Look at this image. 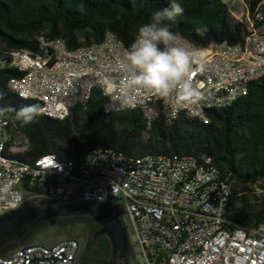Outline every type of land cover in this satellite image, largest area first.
<instances>
[{"label": "built area", "instance_id": "1", "mask_svg": "<svg viewBox=\"0 0 264 264\" xmlns=\"http://www.w3.org/2000/svg\"><path fill=\"white\" fill-rule=\"evenodd\" d=\"M239 21L247 28L242 42L198 46L203 66L193 71L192 79L204 99L179 110L182 117L208 124V111L231 106L247 96L252 83L264 78V30L256 27L264 22V14L260 8L252 16L247 11L245 21ZM128 46L111 33L105 48L87 45L70 50L45 38L39 51H29L28 56H18V49H0V70L17 69L19 77L28 76L26 86L18 85L19 77L8 79L6 85L13 95L37 94L40 115L50 111L57 119L71 116L77 105L83 109L94 88L107 90L110 114L125 113L131 101L126 90L116 85V78H123L120 64ZM201 72L212 73V81L201 80ZM174 104L166 98L164 104H151V96L135 98L147 131L158 120L166 124V117L176 111ZM8 128L6 118H0V152ZM150 161V169L133 172L125 153L96 148L79 165L67 167L55 166L46 155L30 171L0 163V215L24 203L25 181L40 186L50 183L51 198L62 205L98 199V203L121 207L135 247L147 264H264V227L238 224L228 217L233 184L211 157L178 153V158H169V153H161L159 160ZM88 178H95V185H88ZM78 249L79 242L69 238L47 246L32 244L0 257V264H74Z\"/></svg>", "mask_w": 264, "mask_h": 264}, {"label": "trees", "instance_id": "2", "mask_svg": "<svg viewBox=\"0 0 264 264\" xmlns=\"http://www.w3.org/2000/svg\"><path fill=\"white\" fill-rule=\"evenodd\" d=\"M252 16L264 0H245ZM172 0H0V48L38 52V37L63 39L70 50L101 43L108 33L130 45L137 28L147 22L152 12L170 7ZM184 8L177 17L173 31H178L197 46L231 44L243 41L246 25L234 19L228 4L222 0H175ZM264 22L256 24L260 27ZM198 27H206L198 34ZM16 70H0V112L13 122L16 136H23L27 150L13 154L22 162L33 163L40 157L55 153L61 159L77 163L93 149L113 147L127 155L147 153H188L211 157L214 164L233 184V200L228 217L238 224L264 227V203L260 209L239 208L238 195L252 189L264 191V78L250 85L247 96L219 110H210L208 124L180 117L166 124L158 120L151 130L139 112L105 115L106 99L95 90L83 109L77 105L63 121L39 115L24 123L17 112L25 105H39L10 95L6 82L19 77ZM174 123V124H168ZM146 133L149 137H146ZM11 145V146H12ZM238 187V188H237ZM26 196L51 198L54 188L31 185L25 181ZM258 199H260L258 197ZM75 220H52L46 225L60 234L72 232ZM31 233L25 245L38 243ZM77 240L78 237H71ZM70 239V238H69ZM53 244V241L52 243ZM50 244V245H51ZM14 248L8 255H10Z\"/></svg>", "mask_w": 264, "mask_h": 264}, {"label": "clouds", "instance_id": "3", "mask_svg": "<svg viewBox=\"0 0 264 264\" xmlns=\"http://www.w3.org/2000/svg\"><path fill=\"white\" fill-rule=\"evenodd\" d=\"M184 8L172 0L170 7L152 12L147 22L136 30L131 44L124 48L120 71L126 99L135 107V98L158 96L175 101L176 111L200 103L204 94L192 79L193 71L202 68L198 50L178 31H173ZM203 34L206 27H198ZM36 105L22 106L17 118L33 122L40 115Z\"/></svg>", "mask_w": 264, "mask_h": 264}, {"label": "flooded vegetation", "instance_id": "4", "mask_svg": "<svg viewBox=\"0 0 264 264\" xmlns=\"http://www.w3.org/2000/svg\"><path fill=\"white\" fill-rule=\"evenodd\" d=\"M54 200V199H53ZM48 198L42 195L27 197L24 203L18 208V211L28 213L30 211L53 210L49 207ZM102 213L111 219H115L122 227L124 233V260L120 264H133L134 255L133 246L130 241L131 231L128 218L124 210L114 203H103ZM13 213L6 212L0 215V222L8 220ZM58 217H34L20 224L14 231L8 233L0 240V256H8L14 249L25 245V240L31 233H36L38 237L50 230L46 224ZM68 219L75 220L72 232L68 234L71 237H78L79 249L74 264H110L114 258L117 241L115 237V227L109 222L93 215L76 216L72 218L59 219L66 222ZM39 245L47 246L52 242L40 239Z\"/></svg>", "mask_w": 264, "mask_h": 264}, {"label": "bare ground", "instance_id": "5", "mask_svg": "<svg viewBox=\"0 0 264 264\" xmlns=\"http://www.w3.org/2000/svg\"><path fill=\"white\" fill-rule=\"evenodd\" d=\"M111 35L117 39L118 42H122L120 41V39L115 35L112 34ZM45 38H47L45 35H40L37 39H38V43H39V48H40V42L42 40H44ZM109 39V33L105 36L104 40L101 43L98 44H92L90 45L91 48H105V40ZM187 40V39H186ZM189 41V40H187ZM196 49L198 48L197 45H195L194 43H192L191 41H189ZM54 44H61L62 46L68 48L66 42L63 39H54ZM29 52L28 51H24V50H18V56H28ZM11 70H16L17 69H11ZM123 78H116V85H118V87H122L121 86V82H122ZM201 80L203 81H212V73L210 72H201ZM28 84V76H20L18 78V85L19 86H26ZM95 90H99L101 95L103 96V98L106 99V104L104 106V112L105 115H112L109 113L110 110V101L107 100L108 99V92L106 89H101V88H94ZM6 91L10 94L13 95L12 90H9V85H6ZM19 98H21L22 100L25 101H31V102H36L39 105V111L40 113H42V106L41 105V98H39V96L35 93H23V95H15ZM91 99V96H89L87 98L86 103H84L83 105H86L87 102ZM165 103V98H161L158 96H151V104H164ZM228 106H221V108L219 109H223L226 108ZM127 112H139L140 113V109L139 106H135L129 107V111ZM124 112H114V114H121ZM43 116L49 117L51 119H55V120H66L68 119L70 116H66L63 119H57V115L53 114V112L50 111H43ZM182 116V111H174V115L168 116L169 119L171 120H176L178 118H180ZM0 118H6V124H8L9 128L7 131V139L3 140V145H1V152H0V163L2 166H8V167H14L17 170H21V171H30L33 170V165L36 164L38 161H44L45 160V155L40 157L37 160H34L33 163L28 162H22L17 160L16 158H14L13 154L9 153V149L11 148L12 143L15 140V134L13 131V122L10 118H8L7 116L3 115L0 112ZM187 119H193V120H199V118H187ZM99 148H105V149H113V147H99ZM47 158H52L54 165L55 166H60V167H67V165H79V163L70 160V159H61L58 157L57 154L55 153H50L46 155ZM125 157L127 158L128 161H130V169L133 172H144L147 169L151 168V161L150 160H159V158L161 157V153H147L141 156H135V155H127L125 154ZM169 158H178V153H169ZM88 185H95V178H88ZM90 203H98V199H90Z\"/></svg>", "mask_w": 264, "mask_h": 264}, {"label": "water", "instance_id": "6", "mask_svg": "<svg viewBox=\"0 0 264 264\" xmlns=\"http://www.w3.org/2000/svg\"><path fill=\"white\" fill-rule=\"evenodd\" d=\"M48 201H50L49 207L51 206L53 210H46L44 213H42V211H30L28 213H23L18 211V209L9 211L13 213L12 216L8 220L0 222V240L8 233L14 231L24 221L34 217H58L59 219H66L76 216L93 215L109 222L115 227L117 248L114 258L111 260L110 264H120V262L124 260V233L122 231V227L118 221L108 218L102 213L101 206L103 203L83 202L72 205H62L52 198H48Z\"/></svg>", "mask_w": 264, "mask_h": 264}, {"label": "rangeland", "instance_id": "7", "mask_svg": "<svg viewBox=\"0 0 264 264\" xmlns=\"http://www.w3.org/2000/svg\"><path fill=\"white\" fill-rule=\"evenodd\" d=\"M229 6L232 10L233 13L232 17L236 20L239 21V19H242L243 21H245L246 19V13L248 11L247 9V3L245 0H231L229 3ZM261 11L264 14V3L261 6ZM262 30H264V23L259 27ZM2 49V48H0ZM55 120V119H54ZM145 127H146V121L144 122ZM168 124H174V123H168ZM152 129V128H151ZM150 129V130H151ZM14 130V127H13ZM146 137H149V134L146 133L145 134ZM16 138V136H15ZM23 136H17V141L16 143L20 142V140H23ZM16 149L14 150V154H19V153H23L24 151L27 150V145L25 143H23L22 145H16L15 146ZM238 188V187H237ZM26 197H31V196H26ZM258 197L260 199H258ZM238 202L237 205L239 208H244V207H253L255 209H260L262 204L264 203V191L262 190H258V189H252L247 191L246 193L243 194H239L238 195ZM74 227V224L70 225ZM60 230H58L57 228H50V230L47 233H44L42 235H40V239L45 240V241H50L53 243L65 239L67 238L66 234L64 235H57L60 234ZM130 241L131 244L133 246V250H134V255L132 256V262L133 264H147L146 260L141 256L140 254V250L138 247H135V237L133 235L130 236Z\"/></svg>", "mask_w": 264, "mask_h": 264}, {"label": "crops", "instance_id": "8", "mask_svg": "<svg viewBox=\"0 0 264 264\" xmlns=\"http://www.w3.org/2000/svg\"><path fill=\"white\" fill-rule=\"evenodd\" d=\"M230 1H231V0H230ZM229 3H230V2H229ZM263 3H264V2H263ZM263 3H262V4L260 5V7H259L260 9H261V6L263 5ZM228 5H229V4H228ZM229 8H230V6H229ZM247 9H248V5H247ZM230 10H231V8H230ZM231 11H232V10H231ZM8 151H9L10 154H14V153H15L14 151L11 152L10 149H9Z\"/></svg>", "mask_w": 264, "mask_h": 264}]
</instances>
